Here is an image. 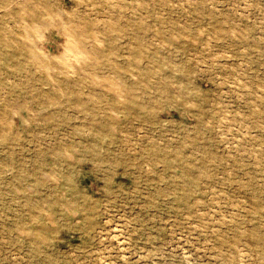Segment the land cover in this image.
<instances>
[{"label":"rangeland","instance_id":"obj_1","mask_svg":"<svg viewBox=\"0 0 264 264\" xmlns=\"http://www.w3.org/2000/svg\"><path fill=\"white\" fill-rule=\"evenodd\" d=\"M0 264H264V0H0Z\"/></svg>","mask_w":264,"mask_h":264},{"label":"bare ground","instance_id":"obj_2","mask_svg":"<svg viewBox=\"0 0 264 264\" xmlns=\"http://www.w3.org/2000/svg\"><path fill=\"white\" fill-rule=\"evenodd\" d=\"M44 4H46L45 2H44ZM31 11H32V13H33V15H34V17H37L40 13H39V10L37 9V7L36 6H32L31 8ZM51 10H53V9H51ZM23 14H24V12H23ZM48 17V16H47ZM53 22V21H52ZM69 22V21H68ZM44 24H46L45 23V21L43 22ZM51 23V22H50ZM67 23V22H66ZM53 24V23H52ZM63 24V23H62ZM61 24V25H62ZM30 25V24H29ZM49 25V24H48ZM47 25V26H48ZM51 26V25H50ZM63 26V25H62ZM36 27V26H35ZM38 28V27H37ZM70 28V27H69ZM73 29V32L74 31H76L75 30V28L73 27L72 28ZM31 30H32V28H31ZM234 31V30H233ZM38 33H40V32H38ZM67 33V32H66ZM75 34V33H74ZM233 34V33H232ZM35 35V34H34ZM39 35V34H38ZM38 35H36V36H38ZM80 35V34H79ZM35 36V37H36ZM68 37H69V41L68 42H71L70 43V47H71V45L73 46V48L74 47H76V38H71L70 36H69V34H68ZM88 38V37H87ZM68 39V38H67ZM65 41V40H64ZM34 45V44H33ZM33 45H31V44H27V49H28V51L29 52H32L33 50H34V46ZM65 48V47H64ZM37 49V48H36ZM67 52V51H66ZM87 53V52H86ZM45 55V54H44ZM43 55V56H44ZM60 56V55H59ZM71 56V58H72V56H74L73 54H70V55H68V54H66V55H62V57H59V60L60 61H62V63L63 64H60V65H62V67H66V66H68V64L69 63H67V61L69 62V60H68V58ZM44 58H46L45 56H44ZM57 61V60H56ZM51 67V66H50ZM70 67V66H69ZM45 69H47L46 67H44ZM55 69V68H54ZM64 72V71H63ZM67 72V71H66ZM133 75V74H132ZM59 86H57V88L58 89H60L61 88V85L60 84H58ZM73 85H76V83L74 82L73 83ZM76 90V89H75ZM78 90H79V88H78ZM121 91V90H120ZM88 92H92V91H88ZM86 94H89V93H87L86 92ZM91 94H93V93H91ZM78 98H79V96H77ZM46 98H47V100H48V102H53V101H55L56 99H55V97L53 96V95H51V94H47L46 95ZM73 101L76 103L77 102V100H76V91H75V93L73 94ZM80 100V99H79ZM53 116V115H52ZM51 117V116H50Z\"/></svg>","mask_w":264,"mask_h":264}]
</instances>
